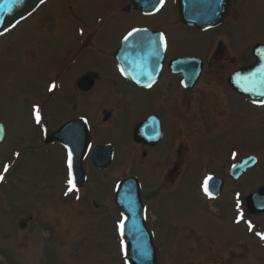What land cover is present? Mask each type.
<instances>
[{
	"label": "rangeland",
	"instance_id": "obj_1",
	"mask_svg": "<svg viewBox=\"0 0 264 264\" xmlns=\"http://www.w3.org/2000/svg\"><path fill=\"white\" fill-rule=\"evenodd\" d=\"M236 3L238 19L226 20L215 30L223 41L224 57L218 61L225 67L220 71L222 75L218 70L213 72L214 65L209 64L199 83L216 104L211 114L213 119L217 118L215 127L210 128L213 124L208 125L204 120L209 146L203 151L199 148L196 153L192 150L187 167L181 166L178 173L162 181V164L168 158V134L176 135V131L166 128L164 141L141 164L123 158V145L110 139L118 149L113 164L108 171L89 168L86 186L89 193L79 199L65 194V166L58 150L45 148L37 156L28 157L25 154L28 150L19 149L29 143L24 134L30 129L29 104L40 101L44 81L52 79L58 64V69L61 68L60 58L77 37L73 21L60 26L56 21L74 12L83 24L103 22L98 29L100 44L111 52L107 55L91 49L92 54L87 56L94 58V62L79 65V72L89 69L102 75L112 71L111 53L123 31L133 25L153 22V26L166 31L174 55H196L206 63L213 59L215 64L216 57L211 58L213 32L184 31L176 20L172 2L158 14L142 18L135 12L121 13L123 0H49L0 39L3 46L0 48V120L6 131L0 144V175L4 177L0 180V264H125L117 231L120 215L112 191L114 178L123 175V165H127L129 174L136 172L143 184L140 196L148 207L146 225L158 249L157 264H264V239L257 235L264 230V213L240 214V218L248 219L250 229L242 220L233 221L236 209L244 210L245 195L264 185V106H250L225 89L227 74L253 60L251 48L255 42L264 43V0H236ZM7 43L9 46L5 47ZM114 78L119 81L117 76ZM101 83L95 85L89 96L79 93L78 114L88 115L92 124L98 119L101 107L118 101L115 95L118 87ZM127 90L132 95L135 92ZM57 95L61 96L62 92H56ZM107 95L115 97L109 101ZM55 101L43 113L52 128L69 112L54 104ZM130 105L132 108L125 113L129 124L148 109L144 104L137 107L136 102ZM117 113L115 108L114 116ZM114 120L119 128L120 117ZM111 130L102 131L99 137H113L115 131ZM14 139L19 141L15 149L22 159L11 163L9 155ZM229 150H245L240 154L243 156L256 154L258 163L236 182H227L217 200L206 201L199 193L200 178L206 171L218 175L219 164ZM29 216L33 217L31 221Z\"/></svg>",
	"mask_w": 264,
	"mask_h": 264
},
{
	"label": "flooded vegetation",
	"instance_id": "obj_2",
	"mask_svg": "<svg viewBox=\"0 0 264 264\" xmlns=\"http://www.w3.org/2000/svg\"><path fill=\"white\" fill-rule=\"evenodd\" d=\"M48 1H46L45 3H47ZM170 2L174 4L176 20H178L179 24H181V26L184 28V31L190 34H206L213 32L211 37H213L214 46L213 48H211L213 50V55L211 54V58L216 57L217 62L214 64L213 59L212 61L207 63L203 62L202 60V66L198 74H195L197 67L194 69V72H192L190 69L176 70L178 68L177 66L169 65L170 59L174 57L196 55H174V52L171 51L172 49H170L172 42L169 36L167 35L166 31L164 29L158 28L157 26H153V22H151L152 24L143 22L141 23V25L137 24L131 26L127 30L125 29L123 31V36L128 31L137 27H146L150 30H160L163 32L165 37V51L163 55V61L156 74V77L153 78V80L151 78L143 79L144 74L151 75L154 73L153 71L149 73L148 70H144V67H140L139 72L141 78L138 80L137 83L133 82L131 79L125 77L124 75L122 76L118 72L117 64L115 62V59L113 58V51L111 53V58L113 61L112 64H114L115 67L112 65V71H110V73L114 77L117 76L120 82L111 75L109 76L108 74L110 73L102 75L97 71L89 69H85L82 72H79L81 65L83 67L90 61L94 62V58L87 56L88 53L92 54L90 51L91 49H96L99 51V53H105L107 55L111 51H109L108 49L105 50V46L100 44V41L102 40L100 35H98V29L102 27L103 22L98 21L92 23L89 26L87 24L82 23V19L79 17L78 14L74 12L69 13V15L58 19L56 22L58 26H60L65 21H73L77 37L76 39H74L73 46L71 48L66 49L65 53L60 58L59 63L62 64L61 68L58 69V64L57 68L55 69V71L57 70V72L54 73L52 79H46L44 81L43 84L45 87H43L41 91V97L39 99L40 101L38 102L35 100L29 104L27 118L30 125V129L24 132V134H26L27 136V140H29V143H27V145L25 143L26 147L25 145L24 147H22L23 149L28 150L26 152L28 157L35 156L38 151H41L42 149L44 150L45 148L46 150L47 148L48 150L56 149L58 150L60 155L62 154L63 156L62 164L64 163L65 173L68 174L67 146L72 147L74 149L75 147H78L80 145L86 144V147L88 145L87 150L85 151L80 161V164L85 171L86 178L78 186H75L77 188L82 189L83 187L85 188V186L89 185V183L87 184V175L89 174L90 167L98 171H108V169L113 164L116 157L115 154H117L118 149L110 139H113L114 142H116L117 144L118 142H120L119 144L123 145V158L126 157L131 161H135L136 163L141 164L142 161H145L146 156H148V153H151L153 149L159 147L164 141V131L166 128L167 130L173 129L174 131H176V135L171 136L168 134V137L170 138V142L167 147L168 158L167 160H165L164 164H162V181H165L169 177H172L173 175L178 173L180 171L181 166L184 165L185 167H187V163L190 161L192 150L194 151V153H196L199 148L203 151L204 148H207L209 146V142L206 138L207 131H205L204 120L206 118L208 125L213 124L210 128L215 127L214 123H216L217 118L215 117L213 119L214 116H212L211 114L214 110H216V104L214 97H212V95H209L207 89L200 87L199 83L201 79H203V75L207 73V68L209 64L214 65V67L211 68L212 70H214L213 72H216L218 70L219 74L222 75V72L220 71H222L225 67L223 65H220V62L218 61H220L221 59L223 60L224 57L223 48L221 46L223 44V41L217 36L218 33L215 34V30L219 28L220 23L226 20L238 19V4L236 3V0H228L227 14L218 24L205 29H194L183 25L179 21L177 15L178 0H164L163 6ZM220 3L223 5L225 3V0H220ZM42 5H44V3ZM40 6L24 20L34 15L36 11L40 9ZM68 8H70V5L68 6ZM67 11L69 10L67 9ZM120 12L124 15H129L130 13L135 12L139 15H142V18H148L152 16L143 15L141 12L134 10L132 4L128 0H123V8ZM21 22H19L18 24H20ZM18 24L13 29H15ZM10 32L11 30L1 35L0 39L8 35ZM120 40L121 35L118 39V42H120ZM140 42L142 44L151 43L150 41ZM8 43L5 47L9 46ZM10 43L12 44V42ZM2 47V44H0L1 49ZM27 48L31 49L29 46ZM28 49L27 61L30 57ZM251 56L253 59L251 62H249L248 64L238 65L227 74V76L225 77V84L227 87L225 89H230L231 91H233L237 97H240L242 100H244V102H246L250 106L262 107L264 106L263 102L249 99L245 95L238 92L229 81V77L238 68H240L241 66H250L255 61V56L252 50ZM143 64L140 65L143 66ZM188 74H194L197 77L194 80H192L191 78L188 79ZM221 79L223 80V77H221ZM100 81L102 82L101 85L104 84L118 87V90L115 91V95L117 96L118 101H116L115 105L108 104L101 107L102 116L100 112V115H98L101 117L99 118L98 116L97 120L94 119V124H92L90 119L88 118V115L78 114L80 95L79 93H82V95L89 96L92 93L95 85H97L98 83L100 84ZM53 85L55 87H53ZM127 89H132L133 91H135L134 93H136V97L134 93L133 95L129 94ZM195 91L197 93H195ZM56 92H62V95H57L58 97H56ZM115 95H107L106 99L110 101L115 97ZM59 97L63 98L62 101L57 99ZM53 100H56L54 104L57 103L61 108H67V110L69 111L67 114L69 116H66L67 114L62 116L63 118H60V120L57 121V124L52 128L47 123V117H45V114L43 113L49 110V108H51L50 102H53ZM135 102L137 103V107L144 104L148 107V109H145L140 114V116L137 117L136 120L129 124L125 121V113L128 108H132L133 105L131 106L130 104H133ZM115 108H118V113L114 116L113 110ZM37 112L39 113L41 120L40 125H33L32 118L36 117ZM115 117H120L119 128H117V123H115ZM78 118L85 119L87 123L86 130H83L84 128L82 126L73 125L71 128L59 131L56 136L53 135L52 132H54L56 129H58L65 123L76 120ZM106 123L108 124L105 125ZM135 128H137L136 131H134ZM107 129L114 130L115 135L109 138L99 137L100 133L102 131H107ZM13 143V149H15V145L19 143H16L14 141ZM94 145L111 146L112 156L106 168L101 169L94 165L91 156V149ZM179 145H182V147L179 148ZM181 150L184 151L181 152ZM244 151L238 152L235 150H229L226 159L219 164L221 166V170L220 172H218L219 174H215L214 171H209V173L206 171L201 176L200 180L202 181V179L207 175H217L218 177L220 176L223 179V189L227 182H236L241 177V175H244L252 168H244L241 172H239V177L237 180H234L233 175H231L230 167L232 166V164H234L239 159L249 155H240ZM128 153L130 156H127ZM181 156L183 157V159H181ZM126 167L127 165H123V175L114 178L115 181H118L122 178L134 176L139 179V182L142 185L141 188L144 189L143 184L137 173L135 172L129 174L127 172ZM174 180L175 179H173L172 181ZM75 190L76 188L73 189V191ZM77 191H79V189ZM87 191L89 192L88 187Z\"/></svg>",
	"mask_w": 264,
	"mask_h": 264
},
{
	"label": "water",
	"instance_id": "obj_3",
	"mask_svg": "<svg viewBox=\"0 0 264 264\" xmlns=\"http://www.w3.org/2000/svg\"><path fill=\"white\" fill-rule=\"evenodd\" d=\"M44 1V0H43ZM134 8L142 12H155L160 7L159 0H131ZM41 0H0V34L12 27L17 21L27 16ZM227 5L221 6L219 0H179L178 13L181 22L196 28L207 27L215 24L226 14ZM127 41L123 40L115 56L117 57L121 70L134 67L133 76H139L135 69L143 47L144 54H152V45H143L137 48L135 42L137 37L150 38L152 34L141 29ZM156 38V35H154ZM140 51V52H139ZM253 54L256 62L248 68H240L231 76L229 80L233 87L249 96L250 98L261 100L264 98V45L256 43L253 47ZM130 56V57H128ZM194 59H176V64L195 63ZM129 72V71H127ZM193 72V71H192ZM132 77L131 73H128ZM192 75H187L190 79ZM194 79V77H192ZM192 79V80H193ZM77 123V121H76ZM66 124L64 126H70ZM64 128V127H63ZM3 136L0 124V139ZM101 148V153H100ZM104 147H97L93 151V159L97 166L107 165L108 156ZM107 151V150H106ZM104 153V154H103ZM83 155L81 148L73 157V172L77 175V182L82 180L80 169V158ZM248 160V159H247ZM247 160L239 163L235 168L242 170L247 164ZM219 183L214 191L219 189ZM115 202L126 214L123 234L126 238V254L130 264H156L155 248L152 237L144 224V208L139 196V186L135 178L122 180L115 195ZM245 204L250 213L264 212V186L260 187L256 193L250 194L245 199Z\"/></svg>",
	"mask_w": 264,
	"mask_h": 264
},
{
	"label": "snow or ice",
	"instance_id": "obj_4",
	"mask_svg": "<svg viewBox=\"0 0 264 264\" xmlns=\"http://www.w3.org/2000/svg\"><path fill=\"white\" fill-rule=\"evenodd\" d=\"M41 2H43V0H41ZM159 2L162 6L164 3V0H159ZM139 31H142V30L141 29H133L132 31L128 32V34L124 37V40L127 41L129 39V37L133 36L136 32H139ZM160 39H161V41H163L164 37L161 35ZM53 87H55V86L53 85ZM36 120H37V122L40 121V116H39L38 112L36 115ZM67 164H68V175H69L68 184L70 185L69 191H71L72 189L75 188V184L73 183V180L71 179L72 167H73V154H72L71 150L68 151ZM4 171L5 172L8 171V165H5ZM3 178L4 177L2 175H0V180H3ZM205 191H207V186H205ZM123 227H124L123 223L118 225V228H119L121 234H123ZM249 227L251 228V225H249ZM257 235H260L261 239H264V234L257 233Z\"/></svg>",
	"mask_w": 264,
	"mask_h": 264
},
{
	"label": "bare ground",
	"instance_id": "obj_5",
	"mask_svg": "<svg viewBox=\"0 0 264 264\" xmlns=\"http://www.w3.org/2000/svg\"><path fill=\"white\" fill-rule=\"evenodd\" d=\"M47 1H48V0H47ZM44 4H45V3H44ZM41 6H42V5H41ZM41 6H40V7H41ZM163 7H164V6H163ZM163 7H162V8H163ZM162 8H161V9H162ZM161 9H160V10H161ZM160 10H159V12H160ZM159 12H158V13H159ZM158 13H157V14H158ZM151 49L154 50L155 52H158V53H159V51H160L158 45H156L155 47H153V48H151ZM171 64L174 65V66H178V64L174 63V61L171 62ZM144 66L147 67V69H148L150 72L153 71V72L155 73V71H154L150 66H148V65H144ZM129 71L132 73V72L134 71V67H131V68L129 69ZM128 73H129V72H128ZM128 73H127V74H128ZM132 74H133V73H132ZM155 74H156V73H155ZM128 75H129V74H128Z\"/></svg>",
	"mask_w": 264,
	"mask_h": 264
}]
</instances>
